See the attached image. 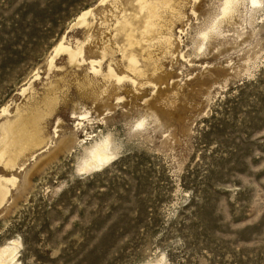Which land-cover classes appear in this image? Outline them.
I'll list each match as a JSON object with an SVG mask.
<instances>
[{
    "label": "rangeland",
    "instance_id": "374dc122",
    "mask_svg": "<svg viewBox=\"0 0 264 264\" xmlns=\"http://www.w3.org/2000/svg\"><path fill=\"white\" fill-rule=\"evenodd\" d=\"M146 1L0 0V126L55 101L0 147L12 264H264V0Z\"/></svg>",
    "mask_w": 264,
    "mask_h": 264
},
{
    "label": "bare ground",
    "instance_id": "6f19581e",
    "mask_svg": "<svg viewBox=\"0 0 264 264\" xmlns=\"http://www.w3.org/2000/svg\"><path fill=\"white\" fill-rule=\"evenodd\" d=\"M136 1L141 3V6L142 4L147 3L146 0H136ZM234 1L236 2L237 0L226 1V5L223 10L225 14L227 13V11H229L232 8ZM251 3H253V5H258L260 1L251 0ZM88 14L89 12H85L82 13L80 16H78L76 20L77 25L83 24ZM63 50H64L63 45L60 44L56 47L55 52L57 54ZM69 54L72 59L77 54L79 55V52L78 50L75 52L70 51ZM54 103H55L54 100L50 101L47 99V102L43 104L45 108L44 112L41 113L40 110L37 109V111H33V113H29L28 115H19V117L12 123L6 122L0 126L1 150H15L14 153H5V152L1 153L2 155H4V157L7 156L8 160L6 162L9 168H14V166L16 165L15 159L19 155L18 152L21 153L28 148H31L33 146H39L40 144H42L43 138L41 136L40 121L45 117L44 115L47 116L53 111ZM4 110L3 112H5ZM45 146L46 145H44V147ZM97 147H98L97 149L92 150L90 152L91 162L90 163L88 162L87 165L88 168L87 170L89 171L101 168L111 159L114 158V156L110 153L108 144H105L101 147L99 146ZM6 148H10V149H6ZM8 182L13 183V180H10ZM3 187H0V205L4 201L5 195L7 194L6 186ZM14 252H15L14 250L8 252L7 254L6 252H0V263H3L7 260L6 264H12L14 261V257H13ZM6 257L7 259L5 260Z\"/></svg>",
    "mask_w": 264,
    "mask_h": 264
}]
</instances>
